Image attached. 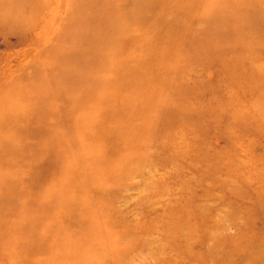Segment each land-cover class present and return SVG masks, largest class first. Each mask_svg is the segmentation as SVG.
<instances>
[{"label": "rangeland", "instance_id": "1", "mask_svg": "<svg viewBox=\"0 0 264 264\" xmlns=\"http://www.w3.org/2000/svg\"><path fill=\"white\" fill-rule=\"evenodd\" d=\"M43 1L0 0V264H264V0Z\"/></svg>", "mask_w": 264, "mask_h": 264}, {"label": "bare ground", "instance_id": "2", "mask_svg": "<svg viewBox=\"0 0 264 264\" xmlns=\"http://www.w3.org/2000/svg\"><path fill=\"white\" fill-rule=\"evenodd\" d=\"M33 1L34 0H32V3H29L28 1H25V0H18L20 6L15 5L13 7L14 10H11V11L14 13L15 17L17 18L15 20V22H20V21L25 22L24 19L28 15V13H32L31 15L29 14L27 16L26 26L24 28H26V31H27V29H29L28 30L29 34L32 33V37L30 40L36 41L37 38H38V40H40V36H41L40 33L47 26V21L44 19L45 14L46 13L50 14L51 18L48 20V22L50 23L56 15L57 8L51 10V12H48L49 8H48V2L47 1H43V0H41V1L35 0V2H33ZM9 7H4V4H0V10H2L1 8H9ZM79 8H83V7H79ZM31 10H33V11H31ZM8 17L9 16H7V18H4L3 16L0 15V32H1L0 35H1V37L3 39H5L8 42V44L11 43V41H10L11 37H15L14 43H20V42L24 41L25 38H27V36L25 35V31H23L24 29L19 28L18 26L12 27L9 24ZM3 21H5V23ZM37 27L40 29L39 33H37L35 31V29ZM125 105L127 106V103H124V106ZM125 157H126V154L119 156L120 159H123ZM81 236H82L81 232H78L76 239H79ZM33 241H34V239H33ZM29 246H30V244H29ZM51 263H52V261L48 262V264H51Z\"/></svg>", "mask_w": 264, "mask_h": 264}]
</instances>
